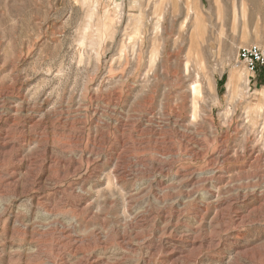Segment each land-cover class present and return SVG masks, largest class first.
<instances>
[{
    "label": "rangeland",
    "instance_id": "374dc122",
    "mask_svg": "<svg viewBox=\"0 0 264 264\" xmlns=\"http://www.w3.org/2000/svg\"><path fill=\"white\" fill-rule=\"evenodd\" d=\"M251 43L264 0H0V264H264Z\"/></svg>",
    "mask_w": 264,
    "mask_h": 264
},
{
    "label": "built area",
    "instance_id": "2783aa9c",
    "mask_svg": "<svg viewBox=\"0 0 264 264\" xmlns=\"http://www.w3.org/2000/svg\"><path fill=\"white\" fill-rule=\"evenodd\" d=\"M237 59L244 63L252 73L264 69V43L241 45L238 49Z\"/></svg>",
    "mask_w": 264,
    "mask_h": 264
},
{
    "label": "bare ground",
    "instance_id": "6f19581e",
    "mask_svg": "<svg viewBox=\"0 0 264 264\" xmlns=\"http://www.w3.org/2000/svg\"><path fill=\"white\" fill-rule=\"evenodd\" d=\"M236 80H237V78H236ZM195 81H197V79L195 80ZM199 81V80H198ZM234 82H235V80H234ZM193 83H195V82H193ZM199 84L196 82L195 83V85L192 87V89H193V95L195 96L197 93H199ZM210 87L211 88H209V89H212L213 87H212V83H210ZM201 91V90H200Z\"/></svg>",
    "mask_w": 264,
    "mask_h": 264
}]
</instances>
